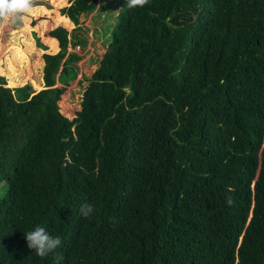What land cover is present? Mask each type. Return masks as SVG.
<instances>
[{"label": "trees", "instance_id": "obj_1", "mask_svg": "<svg viewBox=\"0 0 264 264\" xmlns=\"http://www.w3.org/2000/svg\"><path fill=\"white\" fill-rule=\"evenodd\" d=\"M68 2L74 22L97 4ZM114 15L72 116L65 26L45 31L41 88L0 75V264H264V0ZM37 226L62 241L46 257Z\"/></svg>", "mask_w": 264, "mask_h": 264}, {"label": "crops", "instance_id": "obj_2", "mask_svg": "<svg viewBox=\"0 0 264 264\" xmlns=\"http://www.w3.org/2000/svg\"><path fill=\"white\" fill-rule=\"evenodd\" d=\"M68 3H69L68 0H61V2H57V3H53L51 2V0L49 2H47L46 0H32V4L29 11L25 13H21L22 17L17 19V24H20V22H22L23 24H25L30 28L28 30L29 34H31V32H35L36 34L34 37H32L31 34L29 38L24 35L23 39H26L27 41L26 43L23 42L19 43L18 41L17 43H12V44L18 45L22 49L23 55H26L29 60L33 59V61H35L34 63L36 64V66H38L39 70L37 72L34 71V77H33V73L30 71L29 76L25 78H21L20 80H24V81L19 82L16 85H20L25 81L31 80L33 84H36L35 85L36 88L33 87L34 90H37V88L39 89L43 86L42 65L40 67V65H38L39 61L38 62L36 61L41 60L40 64H42L43 61L41 58V53L43 51L53 53L58 49L57 39L54 36L45 34V31L52 28L55 25H63L68 30L67 46H66L67 51L73 50L80 55V58L76 61L75 64V69H74L75 75L73 76V78H68V83L72 82V84L78 85L79 94H80L82 87L86 83V77L95 66L97 57L100 51L101 52L103 51L105 46L101 45L99 43V40L96 39L95 46L93 47L91 44L92 42L91 36L87 37V41L84 46L78 43V40L76 38V35L78 33L77 28L79 29L80 27L90 25L92 20H89L90 22L88 24L80 20V17L83 18L86 17V13L88 12H83V11L80 12L78 15V22H74L66 14L61 13L60 7L67 5ZM97 4H98V0H97ZM95 10L96 8L93 9L92 13H94ZM14 25L15 26H7V22H6L4 26L0 28V33L3 34L7 31H11L14 27L17 28L15 23ZM22 32L23 34H26L27 30L23 28ZM37 38L40 43H43L45 48H43V46H41L38 42L35 43V40ZM0 44H3V42L0 41ZM75 47H77V49H75ZM95 49H97V51L95 52V57L92 59ZM22 57L20 58L21 60L23 59ZM77 68H79L82 72H84L86 76L82 77V73L81 72L79 73V71H77ZM33 78L36 79V82L35 80H33ZM80 78H81V82H80L81 84H78L79 83L78 80ZM55 84H60L57 78V73L55 74Z\"/></svg>", "mask_w": 264, "mask_h": 264}, {"label": "rangeland", "instance_id": "obj_3", "mask_svg": "<svg viewBox=\"0 0 264 264\" xmlns=\"http://www.w3.org/2000/svg\"><path fill=\"white\" fill-rule=\"evenodd\" d=\"M49 2L50 0H46ZM53 3H57V0H51ZM118 6H120V0L118 4V0H98V4L96 5V10L93 12V10L86 13V17H80V20L84 23H89V20L91 21V24L88 26L77 28V35L76 38L78 40L79 44L85 45L87 41V37H92V46H95L96 39L99 40V43L103 46L106 45L107 40L110 37V29L114 23L115 20V11L118 9ZM22 14H20L19 18L22 17ZM16 20V21H15ZM14 22H7V26H15L16 24L17 28H13L11 31H7L5 33H0V41L3 42V44H0V75H3L5 82L8 86L12 87L15 86L17 83L22 82L24 80H20L21 78H25L29 76L30 71L33 73L34 77V71L37 72L39 70L38 66L34 63L35 61L29 60L26 55H23V59L21 60L19 57L15 58V56H12L13 50L15 49V44L12 43H19L23 42L26 43V39H23L24 35L28 38L32 34V37L35 36V32H31L29 34L28 30L30 29L28 26L20 22V24H17V19H15ZM23 28L27 30L26 34H23ZM17 31V32H14ZM74 34V33H73ZM23 40V41H22ZM39 41V40H38ZM36 43V40H35ZM33 44V42H32ZM37 45V44H36ZM25 46V45H24ZM89 48V47H88ZM24 49V48H23ZM77 49V47H75ZM97 49H95L94 54L92 56V59L95 57V52ZM21 60V61H19ZM29 61V62H28ZM39 61V62H38ZM41 60H37L38 65L40 64ZM17 64V65H16ZM77 71L79 73H82V77L86 76L84 72H82L79 68H77ZM74 72V71H73ZM71 73V72H70ZM38 74V73H37ZM75 75V72L73 73ZM33 80L36 79L33 78ZM34 88H36V84H33L31 80H29ZM78 84H81V78L78 80ZM42 85V84H40ZM78 85H74L71 83H66L65 85V91L62 93L58 100V105L60 107V110L69 115L72 116L76 109L79 107L78 99H79V89ZM38 89V88H37Z\"/></svg>", "mask_w": 264, "mask_h": 264}, {"label": "clouds", "instance_id": "obj_4", "mask_svg": "<svg viewBox=\"0 0 264 264\" xmlns=\"http://www.w3.org/2000/svg\"><path fill=\"white\" fill-rule=\"evenodd\" d=\"M129 8L144 7L149 4V0H126ZM32 0H0V28L6 22H14L21 13L29 11ZM227 203L232 204V198H227ZM94 209L90 204L81 205L80 212L85 217H90ZM27 247L35 251L36 255L46 257L49 253L61 245L62 241L59 236L50 235L45 228L37 226L33 230L24 233ZM62 259V257H58Z\"/></svg>", "mask_w": 264, "mask_h": 264}, {"label": "built area", "instance_id": "obj_5", "mask_svg": "<svg viewBox=\"0 0 264 264\" xmlns=\"http://www.w3.org/2000/svg\"><path fill=\"white\" fill-rule=\"evenodd\" d=\"M78 46V45H77Z\"/></svg>", "mask_w": 264, "mask_h": 264}]
</instances>
